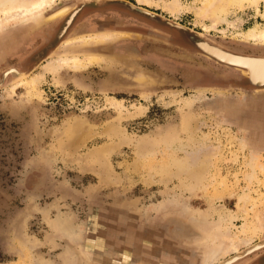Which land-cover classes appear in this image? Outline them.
Segmentation results:
<instances>
[{
	"label": "rangeland",
	"instance_id": "obj_1",
	"mask_svg": "<svg viewBox=\"0 0 264 264\" xmlns=\"http://www.w3.org/2000/svg\"><path fill=\"white\" fill-rule=\"evenodd\" d=\"M202 1L57 0L0 29V79L40 75L35 91L0 86V264H204L224 242L230 257L264 241V88L188 40L264 56L246 39L264 1L215 27ZM116 3L138 20L96 10ZM81 6L93 14L61 42ZM61 57L103 61L44 69ZM237 264H264V249Z\"/></svg>",
	"mask_w": 264,
	"mask_h": 264
},
{
	"label": "bare ground",
	"instance_id": "obj_2",
	"mask_svg": "<svg viewBox=\"0 0 264 264\" xmlns=\"http://www.w3.org/2000/svg\"><path fill=\"white\" fill-rule=\"evenodd\" d=\"M137 1L139 3H145L146 5L147 4L149 5L151 3V0H137ZM262 1H264V0H203L202 5L198 8V15L201 18H207L208 17V18L212 19L213 27H215V26H217V23L220 22V19L218 16L220 14L229 12V11L226 12V8L230 9V7H237L240 10H245L250 5H255V6L259 7V5ZM56 2H57V0H0V29L4 28V26H6L7 24H13L15 22H26V21H30L32 19L38 18L48 9V7H51ZM152 4H156V3L153 2ZM176 5L177 4L170 5V8H167L168 9L167 11L168 12L170 11L171 13L178 12ZM65 11H66V9H64V10L62 9V11L55 13L54 15H52L50 17V20L59 18V16ZM78 11H79V9H77V11L75 13H71L68 20H66V24L62 28V31H61V35H60L61 38L67 33L69 27L71 26V24L73 23V21L76 17ZM176 27L181 29V26L177 25ZM206 30L209 31L210 26H206L205 31ZM111 35L101 34L100 36H98V38H95V39L96 40L97 39L98 40H106L108 38H111ZM246 39H248L250 41H256V42H263L264 43V28L259 29L257 27H254L253 29L249 30L247 33ZM79 40H81V39H79ZM190 40L194 41L202 49L206 50L207 52H209L212 55H215L216 57L221 58V59H226V60L238 62L241 64L242 63H248L250 61L256 62L255 59L244 58V57H252V58L257 57L259 59H264V56L246 55L243 53L226 50L222 46L216 45L212 41L205 40L203 38L195 39V37L191 36ZM71 41H73V40H71ZM71 41H65V45L70 44ZM101 60L102 59H100L99 57H86L85 60L78 58V57H61L58 59H53L51 62H49V64L45 65L46 67H44V69L46 68V69L52 70V69L57 68L60 65H72L75 68H77V67H81V66H86L87 64L88 65L93 64L94 62L98 63ZM254 66L256 69V72L253 75L254 80L264 81V61L256 62L254 64ZM131 71H132V69H131ZM42 75H44V73ZM42 75H41V77H42ZM8 76H11L12 78L17 79L18 85H20V84L30 85L34 91L36 90V86H37L38 81L40 79L39 78L40 75L28 76L26 73H24L23 71H20L16 67H10L4 72V76L0 79V86H2L3 82L8 78ZM114 104H115V102H114ZM117 104L119 105V102L116 103V105ZM141 109H139V110H141ZM167 173H168V171H167ZM192 174H194V172ZM261 216L262 217L259 218V221H258V228L264 227V214ZM186 233H187V231H186ZM262 246H264V241H262L261 243L254 244L250 247H247V249L244 250V252H242V253L237 252L236 254L231 255L230 257L229 256L226 257V255L230 251H237L239 247L236 244L234 245V244H230L228 242H224L221 245H219V251L212 253V254H209V258H207L208 260L204 264H237L239 261L238 259H240V257L242 258V255L246 251L247 252L254 251V250L259 249Z\"/></svg>",
	"mask_w": 264,
	"mask_h": 264
},
{
	"label": "water",
	"instance_id": "obj_3",
	"mask_svg": "<svg viewBox=\"0 0 264 264\" xmlns=\"http://www.w3.org/2000/svg\"><path fill=\"white\" fill-rule=\"evenodd\" d=\"M202 53H204L206 56H208L209 58H212L214 60H216L217 62H219L220 64H223L227 67H233V68H236L238 70H240L245 76L246 78L248 79V82L251 86H254V87H257V88H264V81H256L254 80V77L253 75L255 74L256 72V69H255V66L254 64L258 61L262 62L264 61V59H259L257 57H244V58H251V59H255L256 62L254 61H250L248 63H238V62H234V61H230V60H226V59H221V58H218L216 57L215 55H212L211 53L207 52L206 50L202 49L199 45H197L194 41H191ZM4 76V75H3ZM264 249V246L260 247L259 249L257 250H254V251H250V252H245L243 255H242V258L240 257V259H238L239 261H241L242 259L256 253V252H259L261 250ZM238 261V262H239Z\"/></svg>",
	"mask_w": 264,
	"mask_h": 264
},
{
	"label": "flooded vegetation",
	"instance_id": "obj_4",
	"mask_svg": "<svg viewBox=\"0 0 264 264\" xmlns=\"http://www.w3.org/2000/svg\"><path fill=\"white\" fill-rule=\"evenodd\" d=\"M112 5V4H111ZM97 9L96 10H98V11H100V10H105L108 14H110V13H121V14H123V12L125 13L126 12V10H124V9H122V8H119V6H118V3H116V5H114L113 4V6H110V7H107V8H102V9H98V8H101V7H96ZM80 10L77 12V15H76V17H75V24L73 25V26H75L76 28H77V26L79 27V25L83 22V20L86 18V16H88L89 14L90 15H92L93 14V11H90V12H88L89 11V8L87 7V6H81L80 8H79ZM91 9V8H90ZM77 11V10H76ZM76 11H74L73 13H75ZM127 13V12H126ZM128 14V13H127ZM129 15V14H128ZM130 16V18L131 19H133V20H138L136 17H133V16H131V15H129ZM92 23L93 24H90V25H88V26H86V27H82V28H80L79 30H78V32L80 33V34H88V33H92V32H98V30H99V26L98 25H94V24H99V23H95V20H92ZM66 24V23H65ZM65 26V25H64ZM72 26V25H71ZM70 26V27H71ZM69 27V28H70ZM72 28V27H71ZM128 29V28H127ZM119 30H125L123 27L122 28H119ZM68 31H69V29H68ZM67 31V32H68ZM60 33V35H61V31L59 32ZM60 35L58 34V38L59 39H61V42H63L64 40H66V35H67V33L61 38L60 37ZM191 36H193V37H195V39H198V38H200L201 36H198V35H190V36H188V40L191 42V40H190V37ZM173 42H175L174 41V39H173ZM20 70V69H19Z\"/></svg>",
	"mask_w": 264,
	"mask_h": 264
}]
</instances>
